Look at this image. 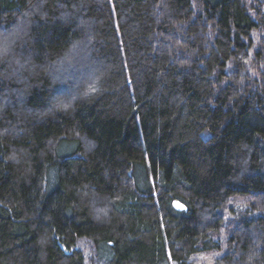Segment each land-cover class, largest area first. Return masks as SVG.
<instances>
[{
  "label": "trees",
  "instance_id": "16d2710c",
  "mask_svg": "<svg viewBox=\"0 0 264 264\" xmlns=\"http://www.w3.org/2000/svg\"><path fill=\"white\" fill-rule=\"evenodd\" d=\"M89 262L264 264V0H0V264Z\"/></svg>",
  "mask_w": 264,
  "mask_h": 264
},
{
  "label": "water",
  "instance_id": "95a60500",
  "mask_svg": "<svg viewBox=\"0 0 264 264\" xmlns=\"http://www.w3.org/2000/svg\"><path fill=\"white\" fill-rule=\"evenodd\" d=\"M179 205V206H178ZM173 207L175 210L182 212V211H187V208L185 205H183L182 203H180L179 201H175L173 203Z\"/></svg>",
  "mask_w": 264,
  "mask_h": 264
},
{
  "label": "rangeland",
  "instance_id": "374dc122",
  "mask_svg": "<svg viewBox=\"0 0 264 264\" xmlns=\"http://www.w3.org/2000/svg\"><path fill=\"white\" fill-rule=\"evenodd\" d=\"M248 4H251L252 2L258 1V0H245ZM88 264H92V262H89ZM93 264H105L103 262H94Z\"/></svg>",
  "mask_w": 264,
  "mask_h": 264
},
{
  "label": "snow or ice",
  "instance_id": "6c2138e0",
  "mask_svg": "<svg viewBox=\"0 0 264 264\" xmlns=\"http://www.w3.org/2000/svg\"><path fill=\"white\" fill-rule=\"evenodd\" d=\"M179 206V205H178Z\"/></svg>",
  "mask_w": 264,
  "mask_h": 264
}]
</instances>
